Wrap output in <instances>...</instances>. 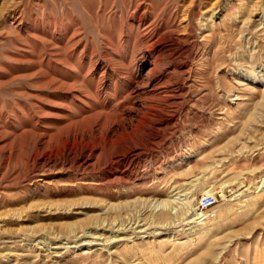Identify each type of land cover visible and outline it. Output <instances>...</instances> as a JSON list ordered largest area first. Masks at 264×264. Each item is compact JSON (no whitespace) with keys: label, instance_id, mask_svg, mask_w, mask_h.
<instances>
[{"label":"rangeland","instance_id":"1","mask_svg":"<svg viewBox=\"0 0 264 264\" xmlns=\"http://www.w3.org/2000/svg\"><path fill=\"white\" fill-rule=\"evenodd\" d=\"M0 264H264V0H0Z\"/></svg>","mask_w":264,"mask_h":264},{"label":"built area","instance_id":"2","mask_svg":"<svg viewBox=\"0 0 264 264\" xmlns=\"http://www.w3.org/2000/svg\"><path fill=\"white\" fill-rule=\"evenodd\" d=\"M218 199L216 196H205L203 197L198 204V208L201 211H207L217 203Z\"/></svg>","mask_w":264,"mask_h":264}]
</instances>
